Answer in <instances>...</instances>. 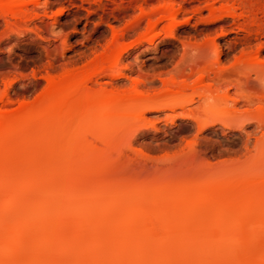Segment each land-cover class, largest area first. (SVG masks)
<instances>
[{"label": "bare ground", "instance_id": "6f19581e", "mask_svg": "<svg viewBox=\"0 0 264 264\" xmlns=\"http://www.w3.org/2000/svg\"><path fill=\"white\" fill-rule=\"evenodd\" d=\"M20 3L0 0V11L14 15ZM253 25H241L245 44L258 35ZM213 46L219 59L221 50ZM126 47L112 59L102 53L83 75L51 79L32 103L14 111L0 106V264H264L263 172L253 173L256 179L134 185L105 177L115 139L127 125L149 111L185 109L193 101L183 100L185 87L175 84L166 88L165 102L145 94L137 81L121 92L100 84L106 70L126 77L117 71ZM199 87L193 88L197 108L225 115L220 106L228 93ZM257 122L264 127L263 118Z\"/></svg>", "mask_w": 264, "mask_h": 264}, {"label": "rangeland", "instance_id": "374dc122", "mask_svg": "<svg viewBox=\"0 0 264 264\" xmlns=\"http://www.w3.org/2000/svg\"><path fill=\"white\" fill-rule=\"evenodd\" d=\"M133 1L20 0L17 15L0 11V106L14 111L32 103L51 79L90 72L103 54L111 58L130 46L117 65L126 77L106 70L100 84L121 92L137 81L159 102L167 89L183 86L181 98L193 101L185 109L149 111L127 125L105 177L134 185L264 174V127L257 125L264 119V0ZM249 21L259 31L245 44L241 25ZM199 86L228 93L220 106L225 115L197 108L193 88Z\"/></svg>", "mask_w": 264, "mask_h": 264}]
</instances>
